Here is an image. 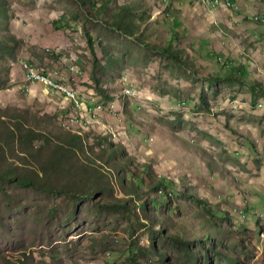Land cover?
Listing matches in <instances>:
<instances>
[{
    "label": "rangeland",
    "instance_id": "1",
    "mask_svg": "<svg viewBox=\"0 0 264 264\" xmlns=\"http://www.w3.org/2000/svg\"><path fill=\"white\" fill-rule=\"evenodd\" d=\"M0 80L80 136L59 191L0 182V264H264V0H0Z\"/></svg>",
    "mask_w": 264,
    "mask_h": 264
},
{
    "label": "trees",
    "instance_id": "2",
    "mask_svg": "<svg viewBox=\"0 0 264 264\" xmlns=\"http://www.w3.org/2000/svg\"><path fill=\"white\" fill-rule=\"evenodd\" d=\"M122 26L123 18L120 17L115 27L122 29ZM163 52L176 59L181 57L180 50L174 51L169 46L164 48ZM2 86L0 80V89ZM263 94L262 84L257 83L253 88V96ZM70 110L68 107L67 111ZM53 119L47 114L38 116L24 108L0 107V182L10 181L22 187L59 191L56 179L70 170L69 159L74 151L72 148L79 144L80 136L68 131L67 134L58 136V141L53 144L52 133L48 129ZM96 173L97 171L91 172L88 184L81 182L73 191L70 189V193L75 196L92 197L91 191L101 180ZM192 198L205 205L208 203L195 194ZM4 264H8V261Z\"/></svg>",
    "mask_w": 264,
    "mask_h": 264
},
{
    "label": "bare ground",
    "instance_id": "3",
    "mask_svg": "<svg viewBox=\"0 0 264 264\" xmlns=\"http://www.w3.org/2000/svg\"><path fill=\"white\" fill-rule=\"evenodd\" d=\"M216 3H219L216 1ZM227 4H229V2H227ZM34 66V64L30 63L29 64L24 61L22 63V68L25 74V80L27 82V90L30 89V86H33V78H31V68L30 66ZM36 67V66H35ZM40 74H46L47 80H53L55 81V86L54 89L52 88H45L42 90L47 93V94H52V95H58L61 96L63 98H65L66 100H69L72 103V107L73 109H79V108H83L84 110L86 109V106L84 104L83 101H80V97L79 94L74 92V91H70L67 88H75L72 84L69 83L68 80L63 79L62 77H58L56 75H53L50 72L44 71V70H40ZM42 91V93H43ZM88 110V109H86ZM75 118L74 116L69 120V122H74Z\"/></svg>",
    "mask_w": 264,
    "mask_h": 264
},
{
    "label": "built area",
    "instance_id": "4",
    "mask_svg": "<svg viewBox=\"0 0 264 264\" xmlns=\"http://www.w3.org/2000/svg\"><path fill=\"white\" fill-rule=\"evenodd\" d=\"M24 61H26L29 64L28 59H24ZM30 68H31V78H33V86L39 85L40 87H43V90L45 88L54 89L55 81L47 80L46 74H40V69H38L37 67L30 66ZM67 89L70 91H74V92L78 93L80 96H82L81 93H79L76 88H67Z\"/></svg>",
    "mask_w": 264,
    "mask_h": 264
}]
</instances>
